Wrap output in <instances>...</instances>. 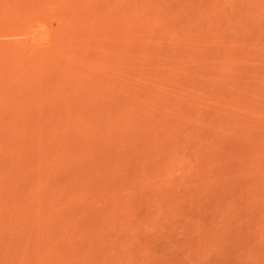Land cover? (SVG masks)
<instances>
[{
    "label": "rangeland",
    "instance_id": "374dc122",
    "mask_svg": "<svg viewBox=\"0 0 264 264\" xmlns=\"http://www.w3.org/2000/svg\"><path fill=\"white\" fill-rule=\"evenodd\" d=\"M0 264H264V0H0Z\"/></svg>",
    "mask_w": 264,
    "mask_h": 264
}]
</instances>
